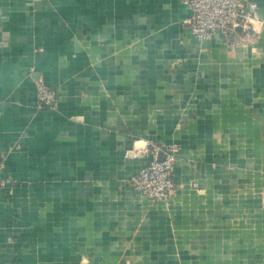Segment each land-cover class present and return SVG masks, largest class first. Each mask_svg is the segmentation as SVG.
<instances>
[{"label": "crops", "instance_id": "crops-1", "mask_svg": "<svg viewBox=\"0 0 264 264\" xmlns=\"http://www.w3.org/2000/svg\"><path fill=\"white\" fill-rule=\"evenodd\" d=\"M252 1L248 34L200 40L183 0H0V264H264ZM172 146L173 194L136 192Z\"/></svg>", "mask_w": 264, "mask_h": 264}, {"label": "built area", "instance_id": "built-area-1", "mask_svg": "<svg viewBox=\"0 0 264 264\" xmlns=\"http://www.w3.org/2000/svg\"><path fill=\"white\" fill-rule=\"evenodd\" d=\"M189 11L184 25L200 40L212 36L230 38L240 28L243 33L253 29L257 19L258 5L252 0H183ZM57 103L56 91L41 84L38 87L35 106L53 108ZM163 160H159L160 150L154 148L148 160L131 179L132 188L151 199L163 200L174 192L173 175L177 163L176 147L172 146L162 152ZM4 165H0V193L14 182L3 175Z\"/></svg>", "mask_w": 264, "mask_h": 264}, {"label": "water", "instance_id": "water-1", "mask_svg": "<svg viewBox=\"0 0 264 264\" xmlns=\"http://www.w3.org/2000/svg\"><path fill=\"white\" fill-rule=\"evenodd\" d=\"M237 31H242V30L239 28ZM163 158H164V155H161V156L159 157V160H163Z\"/></svg>", "mask_w": 264, "mask_h": 264}]
</instances>
